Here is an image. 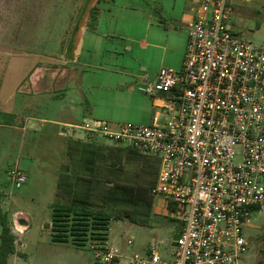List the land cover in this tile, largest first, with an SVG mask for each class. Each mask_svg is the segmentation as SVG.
Returning a JSON list of instances; mask_svg holds the SVG:
<instances>
[{
  "label": "crops",
  "instance_id": "crops-1",
  "mask_svg": "<svg viewBox=\"0 0 264 264\" xmlns=\"http://www.w3.org/2000/svg\"><path fill=\"white\" fill-rule=\"evenodd\" d=\"M88 2L78 29L77 52L63 59L61 72H54L51 55L44 62L27 57L24 47H34L35 38H30L28 46L19 38L20 12L7 30L0 24L1 210L21 199L7 191V184L13 187L7 171L13 167L20 168L27 180L30 169L36 168L48 179L43 215L20 210V217L13 216V226L8 216L15 251L7 264H70V253L75 257L84 253L72 242L53 239L51 224L57 209L67 212L65 217L72 222L82 218L79 213L86 209L110 216L105 242L118 250L115 264H129L132 253L145 255L151 246L162 262L172 260V236L182 224L164 199L153 201L141 223L124 219L113 232L115 219L110 211L118 208L116 164L125 147L82 127L89 121L115 127L133 114H146V118L132 119L139 124H163L170 118L178 87L166 94L146 95L137 86L153 82L162 67L180 70L195 4L188 0ZM42 161L45 165L37 167ZM18 219L27 225L20 226Z\"/></svg>",
  "mask_w": 264,
  "mask_h": 264
},
{
  "label": "built area",
  "instance_id": "built-area-1",
  "mask_svg": "<svg viewBox=\"0 0 264 264\" xmlns=\"http://www.w3.org/2000/svg\"><path fill=\"white\" fill-rule=\"evenodd\" d=\"M195 4L179 71L162 67L137 90L146 95L180 90L163 124L89 121L83 129L160 165L151 193L166 200L182 226L172 260L151 246L129 264H239L247 252L245 229L264 208V44L236 37L228 25L237 0ZM238 158V161H236ZM15 189L27 181L13 167ZM131 243L130 240L127 241ZM93 264H115L118 250L91 244Z\"/></svg>",
  "mask_w": 264,
  "mask_h": 264
},
{
  "label": "rangeland",
  "instance_id": "rangeland-1",
  "mask_svg": "<svg viewBox=\"0 0 264 264\" xmlns=\"http://www.w3.org/2000/svg\"><path fill=\"white\" fill-rule=\"evenodd\" d=\"M88 3V0H0L1 28L7 30L9 26L11 27L12 23H14V15L20 12L21 23H19L20 26L17 24L18 28H16L17 34H21L19 38H21L23 42L25 41V43H23L25 46L30 44L31 37L32 40L33 37L35 38L34 47H24L26 49V55L29 54L27 57L30 58L32 62L35 60L44 62L46 57L51 55L54 58V72H61L60 67L63 64V59H67L69 55L71 56V54L77 52L78 29L83 22ZM230 9L228 25L232 29L234 35L243 40L264 44V0H237L230 5ZM75 25L77 26L76 29L74 27ZM73 66L77 67V65ZM56 93L55 91V94ZM56 113V110H54V114ZM136 117L143 119L146 118V114H140L139 116L134 114L133 116L127 115L125 120L119 121L117 124H139L132 120ZM97 138L104 139V137L100 135H97ZM40 145V148H42V144ZM118 145L122 146L120 144ZM123 150H125L123 151L124 155H120V162L116 164L117 168L120 166L122 169V171L117 170L119 173L118 182H125L132 186H136L141 192V199L146 200V202L142 200L139 201L136 206L138 213L134 212L132 214V217L139 222V214L148 209H146V207H148L147 205L150 203L152 204L153 201L162 199L151 193V189L156 182L160 161L159 158L154 155L151 156L138 153V155L135 154V156H132L126 148ZM40 152L42 153V150ZM236 161H238V158H236ZM43 165H45L44 161L39 163L37 167ZM47 180L45 172L36 168L35 170L30 169L29 179L21 188L15 189L7 184V191L10 192L14 198H16V195L21 198L17 202L6 203L5 213L8 223V216L10 215L12 226L16 224L13 216L18 214V217H20V210L25 212L30 211L34 213L35 217L43 215L42 206L48 200V193H46L44 189ZM128 207L132 211L135 205H132L130 202H121L117 209L109 210L114 215L118 212L120 214V217L115 219L112 223L113 232L117 231L120 227V221L124 219L130 220L123 214ZM148 211H146V213H148ZM59 215H61V217H59L60 221L67 222L56 223L66 224V241L72 242L80 246V248H84L82 251L84 253H80V257H75L70 253L68 259L69 263L77 264L79 260L80 264L81 262L90 264L91 258H93L90 245L94 243H104L107 229L102 231L98 229V226H92L90 219H88L87 227H85V229H80L78 232L81 234L77 237L79 241H75V237H73L69 231L72 218H66V212H58L57 216ZM173 215L176 216L175 213ZM142 218L143 217H141V219ZM130 221L134 222L133 220ZM55 226V224H51L52 234V229H58ZM123 237L126 238L127 236L125 235ZM245 237L247 252L241 257L239 264H264V208L253 215L251 227L249 230H246Z\"/></svg>",
  "mask_w": 264,
  "mask_h": 264
},
{
  "label": "trees",
  "instance_id": "trees-1",
  "mask_svg": "<svg viewBox=\"0 0 264 264\" xmlns=\"http://www.w3.org/2000/svg\"><path fill=\"white\" fill-rule=\"evenodd\" d=\"M90 17H91V26H93L94 20H95V13H94V9L90 12ZM132 156H135V154L138 155V153L136 151H134L131 148H127L125 147ZM118 171H122L121 167L119 166ZM114 188V187H113ZM117 192V207H119V205L121 204V202H130L132 203V205L134 204L135 207H133L132 211L131 209L128 207L125 209L124 211V216L129 218L130 220H133L134 222L136 221V219L134 217H132V214L138 213L137 211V203L139 201H145L144 199H141V192L138 188H136V186H132L131 184L125 183V182H118L114 188ZM148 207H146V209H149V206L151 207V203L147 205ZM168 207L169 209L173 210V207L168 203ZM145 210V212H142L141 214L144 215L145 217L147 216V213ZM130 211V212H129ZM63 213L64 211H62L61 209H57L53 215V225L55 224L58 229L57 230H53V239L56 241H65L67 236H66V224H56V223H67L66 221L62 222L59 220V217H61V215L57 216V213ZM67 213V212H66ZM80 216L82 218H79V220H76L77 222H72L69 228V231L71 232V235L74 238L75 241H79L77 237H79L81 234L78 233L80 229H85V227H87V220L90 219L92 226H98L100 230L104 231L107 229L109 220H110V216L105 215L102 211H92L90 209H86V210H82L80 211ZM141 214H139V222L141 223L144 216H142ZM118 217H120L119 212L116 215H112L113 219H117ZM137 217V216H136ZM141 217H143L141 219ZM137 222V221H136ZM0 264H7V259L9 257V255L14 253V235L12 233L11 230V226L8 223L7 220V216L6 213L3 212L0 208Z\"/></svg>",
  "mask_w": 264,
  "mask_h": 264
},
{
  "label": "water",
  "instance_id": "water-1",
  "mask_svg": "<svg viewBox=\"0 0 264 264\" xmlns=\"http://www.w3.org/2000/svg\"><path fill=\"white\" fill-rule=\"evenodd\" d=\"M17 223L20 226H26L27 225V222L25 220H23V219H18ZM178 237H179V233L178 232L173 234V236H172V246H174V247L176 246V240L178 239Z\"/></svg>",
  "mask_w": 264,
  "mask_h": 264
}]
</instances>
